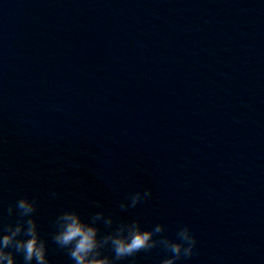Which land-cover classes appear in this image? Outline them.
<instances>
[{"label": "water", "instance_id": "obj_1", "mask_svg": "<svg viewBox=\"0 0 264 264\" xmlns=\"http://www.w3.org/2000/svg\"><path fill=\"white\" fill-rule=\"evenodd\" d=\"M21 196L33 202L30 214L16 207ZM67 211L98 229L97 250L110 264H163L184 225L197 245L173 264H234L150 0H0V236L21 225L15 240L27 239L31 220L47 264H75L71 246L54 240ZM134 222L161 230L151 248L118 259L105 237L127 235ZM5 251L14 264H37L14 244Z\"/></svg>", "mask_w": 264, "mask_h": 264}, {"label": "clouds", "instance_id": "obj_2", "mask_svg": "<svg viewBox=\"0 0 264 264\" xmlns=\"http://www.w3.org/2000/svg\"><path fill=\"white\" fill-rule=\"evenodd\" d=\"M145 198L151 196V189L143 191ZM132 204L135 205L141 199L139 192L132 196ZM16 207L27 215L33 212L34 204L31 200L21 196L16 201ZM61 224L58 233L54 236V240L60 246H71L69 254L75 264H110L106 257H102L98 249L97 231L98 229L81 219L80 215L75 211H67L60 217ZM21 225H17L14 229L0 236V264H14L13 254L5 251L9 245L14 244L17 252L23 253L26 262H30L35 258L37 264H47L45 258V245L39 239L36 226L33 221L28 222L25 231L27 239L15 240L18 233L21 232ZM161 226L157 225L152 231L159 232ZM152 231L142 230L137 223L128 226L127 235L124 236H108L106 240H110L116 258H124L132 256L140 250H147L152 247L151 236ZM178 242L171 241L168 248L173 256L163 261V264H173L175 260L181 257H190L193 255L197 245V237L191 231L190 227L184 225L177 232Z\"/></svg>", "mask_w": 264, "mask_h": 264}]
</instances>
